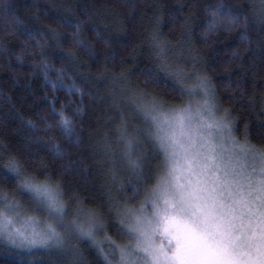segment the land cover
I'll use <instances>...</instances> for the list:
<instances>
[{"label": "trees", "instance_id": "16d2710c", "mask_svg": "<svg viewBox=\"0 0 264 264\" xmlns=\"http://www.w3.org/2000/svg\"><path fill=\"white\" fill-rule=\"evenodd\" d=\"M219 5L239 19L234 27L224 22L209 30ZM162 62L168 73L160 71ZM177 75L185 89L195 86L198 76L206 78L218 111L233 123V135L242 142L247 135L253 146L264 147L261 0H0V169L14 159L41 181L52 175V182L63 186L66 222L102 211L107 234L120 241L108 195L123 201L133 196L134 185L118 158L113 183L104 147L110 144L119 154L117 137L125 123L129 133L139 130L146 138L130 103L134 95L183 106L189 97L181 95ZM202 97L197 89L195 99ZM61 113L72 121L71 139L60 126ZM55 144L63 157L52 150ZM145 150L151 153V145ZM148 159L155 165L152 154ZM70 160L76 167L66 172ZM13 188L0 181V191L11 196ZM16 199L43 226L46 213L33 211L27 194ZM142 199L141 194L129 202L138 205ZM73 248L79 264H104L91 242L75 235L63 251L0 241V264H73Z\"/></svg>", "mask_w": 264, "mask_h": 264}, {"label": "snow or ice", "instance_id": "6c2138e0", "mask_svg": "<svg viewBox=\"0 0 264 264\" xmlns=\"http://www.w3.org/2000/svg\"><path fill=\"white\" fill-rule=\"evenodd\" d=\"M223 8L212 11L209 30L224 22L228 28L237 23L239 18ZM73 38L87 48L78 33ZM156 47L163 61V49ZM160 71L168 73L169 65L162 62ZM176 81L182 85L181 95L189 97L183 106L167 107L155 96L134 95L130 103L142 118L146 138L139 130L129 133L125 123L117 137L119 154L110 144L104 147L113 183L118 158L120 170L134 185L133 196L123 201L108 195L120 241L107 234L102 211L66 222L62 183H53L52 175L41 181L26 174L14 159L0 169V181L14 185L11 196L0 191V241L18 248L63 251L67 238L75 235L91 242L104 264H264V147L253 146L247 135L243 142L237 139L227 115L217 119L206 78L198 76L197 84L187 89L179 75ZM197 89L202 101L194 99ZM61 117L62 131L71 139L72 121L63 113ZM75 143L79 145L78 137ZM148 144L155 165L148 159ZM52 150L63 157L60 145ZM75 167L76 161L70 160L65 171ZM17 194H27L33 211L46 213L43 226L23 210ZM141 194L138 205L129 202ZM72 254L73 264H79L78 249Z\"/></svg>", "mask_w": 264, "mask_h": 264}, {"label": "rangeland", "instance_id": "374dc122", "mask_svg": "<svg viewBox=\"0 0 264 264\" xmlns=\"http://www.w3.org/2000/svg\"><path fill=\"white\" fill-rule=\"evenodd\" d=\"M202 94V96H203V93H201ZM195 99V98H194ZM196 100V99H195ZM216 117H217V119H219V118H221V117H224V115L221 113V112H219L218 111V109H217V107H216ZM148 154H152V152L151 153H148Z\"/></svg>", "mask_w": 264, "mask_h": 264}]
</instances>
